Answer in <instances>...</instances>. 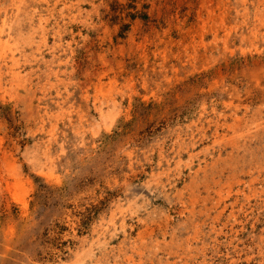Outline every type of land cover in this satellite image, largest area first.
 <instances>
[{"label":"rangeland","instance_id":"obj_1","mask_svg":"<svg viewBox=\"0 0 264 264\" xmlns=\"http://www.w3.org/2000/svg\"><path fill=\"white\" fill-rule=\"evenodd\" d=\"M0 264H264V0H0Z\"/></svg>","mask_w":264,"mask_h":264}]
</instances>
